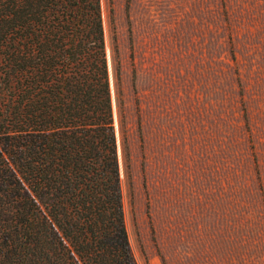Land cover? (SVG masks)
<instances>
[{"label": "rangeland", "instance_id": "obj_1", "mask_svg": "<svg viewBox=\"0 0 264 264\" xmlns=\"http://www.w3.org/2000/svg\"><path fill=\"white\" fill-rule=\"evenodd\" d=\"M99 1L136 264H264V0Z\"/></svg>", "mask_w": 264, "mask_h": 264}, {"label": "trees", "instance_id": "obj_2", "mask_svg": "<svg viewBox=\"0 0 264 264\" xmlns=\"http://www.w3.org/2000/svg\"><path fill=\"white\" fill-rule=\"evenodd\" d=\"M0 264H136L99 0H0Z\"/></svg>", "mask_w": 264, "mask_h": 264}]
</instances>
